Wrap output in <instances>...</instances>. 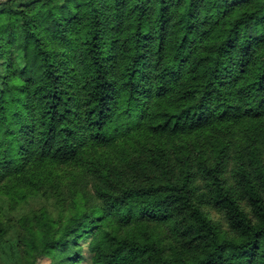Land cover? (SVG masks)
<instances>
[{
    "label": "trees",
    "instance_id": "1",
    "mask_svg": "<svg viewBox=\"0 0 264 264\" xmlns=\"http://www.w3.org/2000/svg\"><path fill=\"white\" fill-rule=\"evenodd\" d=\"M263 148L264 0L0 2L2 264H264Z\"/></svg>",
    "mask_w": 264,
    "mask_h": 264
},
{
    "label": "rangeland",
    "instance_id": "2",
    "mask_svg": "<svg viewBox=\"0 0 264 264\" xmlns=\"http://www.w3.org/2000/svg\"><path fill=\"white\" fill-rule=\"evenodd\" d=\"M242 147L243 149H248L249 148V144L242 142ZM264 149V148H263ZM264 156V155H263ZM233 162L230 164V168L229 171L226 172V176L227 178H229V180H232L231 178V169L233 167ZM202 182L201 180L198 181V183ZM71 186H66L64 189V192L62 194V198L60 200V202L54 201L53 198L47 199V200H41L38 198H35L33 200H31L29 203H26L24 205H22L19 209V211H13L11 213H7L6 218H7V223H11V222H17L16 220H19L21 218L20 214L23 211L26 215L31 214V213H35V211L39 212L42 209H48L51 214L54 217H58V215H60L59 218V222L61 224V228L64 229L65 227H67L68 222H69V217H70V209L73 206V199L71 198V192H70V188ZM78 190H83L82 187L77 188ZM65 207V210L60 212V208ZM213 215H215L216 218L217 215L215 212H212ZM25 215V216H26ZM214 217V218H215ZM92 238L93 236L91 234H87L85 235L83 238H81L77 244H75L74 249H81V253H80V257L76 260L73 261L72 264H91L92 263V257H93V253L90 249V245L92 242ZM0 264H2L0 262ZM36 264H57L56 258H53L52 256H48V255H42L38 258V261Z\"/></svg>",
    "mask_w": 264,
    "mask_h": 264
},
{
    "label": "water",
    "instance_id": "3",
    "mask_svg": "<svg viewBox=\"0 0 264 264\" xmlns=\"http://www.w3.org/2000/svg\"><path fill=\"white\" fill-rule=\"evenodd\" d=\"M2 1H5V0H0V2H2Z\"/></svg>",
    "mask_w": 264,
    "mask_h": 264
}]
</instances>
